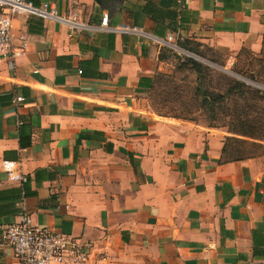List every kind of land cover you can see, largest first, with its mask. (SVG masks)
<instances>
[{
    "label": "crops",
    "instance_id": "1",
    "mask_svg": "<svg viewBox=\"0 0 264 264\" xmlns=\"http://www.w3.org/2000/svg\"><path fill=\"white\" fill-rule=\"evenodd\" d=\"M27 1L89 28L11 19V46L23 36L26 48L12 69L0 57V166L24 181L0 170V235L23 219L68 234L83 247L77 264H264L262 164L219 162L217 136L145 100L177 39L259 53L264 0H173L174 31L141 0L113 2L108 24L139 34L99 28L92 0ZM0 264H20L1 241Z\"/></svg>",
    "mask_w": 264,
    "mask_h": 264
},
{
    "label": "rangeland",
    "instance_id": "2",
    "mask_svg": "<svg viewBox=\"0 0 264 264\" xmlns=\"http://www.w3.org/2000/svg\"><path fill=\"white\" fill-rule=\"evenodd\" d=\"M196 49L203 57L182 49L168 53L164 70L155 76L153 86L145 95L148 109L156 116L161 115L164 118L175 119L189 124L192 129H199L200 132L215 135L221 146L226 143L225 150L229 153V157L255 159L264 167V134H260L256 138L232 134L231 125L235 124L228 118L237 105L244 102L246 105H252L253 108L262 110H264V103L256 100L251 101L248 95L240 99L232 94L226 95L224 102L215 105L212 112L207 107H200L197 91H195L196 73L186 62V59L194 60L203 68L220 72L230 80L241 82L249 89L259 91L260 96L264 94V56L252 53L245 48H240L234 53L206 47ZM209 59L222 66L210 62ZM207 82L205 89L208 92H216L222 87V82L218 81L215 73L209 76ZM245 113L246 115L251 114L249 110H246ZM244 128L250 129L249 126H244ZM225 138L228 139L226 142ZM225 159L227 157L222 156V160Z\"/></svg>",
    "mask_w": 264,
    "mask_h": 264
},
{
    "label": "built area",
    "instance_id": "3",
    "mask_svg": "<svg viewBox=\"0 0 264 264\" xmlns=\"http://www.w3.org/2000/svg\"><path fill=\"white\" fill-rule=\"evenodd\" d=\"M15 15L36 17L42 21H56L72 31L89 28L76 20L73 15L66 18L57 16L49 4L35 7L27 0H0V57L8 60L6 63L8 69H12V60L26 48V40L23 36L18 37L15 47L11 46V19ZM99 28L120 34L140 33L134 26L109 25L105 13L100 17ZM166 40L170 41L171 36L168 35ZM169 48L173 51L178 50L174 45ZM0 170L10 180L24 181L21 175L14 174L13 162H2ZM0 241L10 248L20 264H77L84 254L83 247L70 235L32 226L25 219L6 226L1 232Z\"/></svg>",
    "mask_w": 264,
    "mask_h": 264
},
{
    "label": "trees",
    "instance_id": "4",
    "mask_svg": "<svg viewBox=\"0 0 264 264\" xmlns=\"http://www.w3.org/2000/svg\"><path fill=\"white\" fill-rule=\"evenodd\" d=\"M141 1H143V4L137 6L140 13L147 16L156 25H159L160 23L164 22V20H167L168 22L167 28L169 26L170 30L172 31L175 30L173 29V27L171 28V25L176 22L178 14L174 11L175 4L173 0H158L156 3L153 2V0H141ZM176 45L178 49H182L196 56L203 57V55L200 52H198L196 49L201 47L200 44L191 43L187 40L177 39ZM168 53L170 52H167V54L165 55H159L158 57L159 61L165 62ZM259 55L264 56V36L262 38ZM209 61L219 66H222L220 63H217L212 59H209ZM186 62H188V64L191 66V68H193L194 72L196 73L195 91H197L200 107L202 108L207 107L209 108V111L212 112L215 105L224 102V97L226 95H232V94H235L240 99H243L245 96L248 95L251 101L256 100V101H262L264 103V94L259 96L260 94L259 91L249 89L241 82L230 80L220 72H214L212 70H208L207 68H203L194 60L186 59ZM212 73H215V76L217 77L218 81L222 82L221 89L217 90L216 92H208L205 89V86L208 83L207 80ZM157 74H155L152 79H149L146 87L148 91L153 86L154 78ZM237 74L240 73L237 72ZM246 110H249L251 114L246 115L245 113ZM228 118L232 120L235 124V125H231L232 134H236L248 138H256V136L260 134H264V110L262 109H257L256 107L253 108L252 105H246V103L244 102L241 105H237L236 109L233 110L232 113L228 115ZM244 126H249L250 129L247 130L244 128ZM224 140L226 142L228 139L225 138ZM225 145L226 143H223V145L221 146L219 162L221 161L223 163H226V162H236V161L245 160V159L229 157L230 155L229 153L226 152ZM252 146L254 145L252 144ZM224 155L225 157H227V159L222 160V156Z\"/></svg>",
    "mask_w": 264,
    "mask_h": 264
},
{
    "label": "water",
    "instance_id": "5",
    "mask_svg": "<svg viewBox=\"0 0 264 264\" xmlns=\"http://www.w3.org/2000/svg\"><path fill=\"white\" fill-rule=\"evenodd\" d=\"M96 5L104 10L106 16L110 15L113 8V2H118L119 0H92Z\"/></svg>",
    "mask_w": 264,
    "mask_h": 264
}]
</instances>
